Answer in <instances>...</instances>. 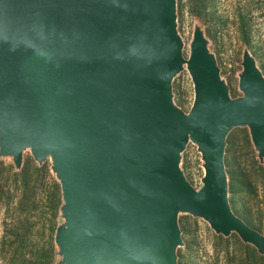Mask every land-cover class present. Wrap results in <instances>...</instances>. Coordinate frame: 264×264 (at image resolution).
<instances>
[{"label":"water","instance_id":"obj_1","mask_svg":"<svg viewBox=\"0 0 264 264\" xmlns=\"http://www.w3.org/2000/svg\"><path fill=\"white\" fill-rule=\"evenodd\" d=\"M177 16V0H0V157L52 159L57 264H179L181 212L264 254V234L231 207L225 164L239 126L264 162V75L246 48L232 97L200 26L185 57ZM185 66L189 112L173 98ZM190 141L199 189L181 168Z\"/></svg>","mask_w":264,"mask_h":264},{"label":"rangeland","instance_id":"obj_2","mask_svg":"<svg viewBox=\"0 0 264 264\" xmlns=\"http://www.w3.org/2000/svg\"><path fill=\"white\" fill-rule=\"evenodd\" d=\"M177 14L185 57L200 26L232 97L243 95L239 81L246 48L264 75V0H177ZM173 93L175 103L189 112L195 91L186 66L173 79ZM225 164L233 211L264 234V162L249 127L230 131ZM181 168L195 188L202 187L204 161L192 141L182 153ZM62 204L51 158L40 164L26 149L18 169L12 157H0V264H57L61 257L55 234L64 222ZM178 220L183 239L177 249L179 264H264V254L238 233H217L207 220L187 212Z\"/></svg>","mask_w":264,"mask_h":264},{"label":"trees","instance_id":"obj_3","mask_svg":"<svg viewBox=\"0 0 264 264\" xmlns=\"http://www.w3.org/2000/svg\"><path fill=\"white\" fill-rule=\"evenodd\" d=\"M21 172H23V174H24V171H21Z\"/></svg>","mask_w":264,"mask_h":264}]
</instances>
